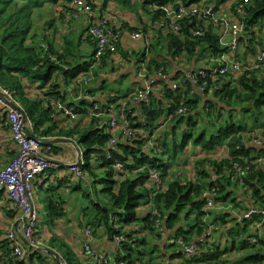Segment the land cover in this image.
Segmentation results:
<instances>
[{
    "label": "trees",
    "instance_id": "obj_1",
    "mask_svg": "<svg viewBox=\"0 0 264 264\" xmlns=\"http://www.w3.org/2000/svg\"><path fill=\"white\" fill-rule=\"evenodd\" d=\"M91 1L95 8L94 0ZM143 1L152 7L150 13L157 19L164 15L160 10L162 6L178 0ZM180 1L182 4L205 1L220 8L231 0ZM72 2L73 0H0V84L14 93L27 117L34 123L39 137L71 138L83 147L84 177L78 178V184L74 188L79 191L82 199H87V216L91 215L87 226L92 231L103 226L109 241L115 245L114 251H111L114 254V264H160L154 261L155 256L149 257L155 253V249L148 253L141 248L150 245L145 236L147 233L160 238L166 233V237L172 242L163 244V249L166 256L170 249L169 255L178 260L176 264H264V151L262 146L251 141L252 137H264V69L228 73L215 81L209 76L201 81H206L208 85L204 95L197 90V86L189 84L185 91L173 90L167 86L153 92L148 105L132 106L134 111L127 118L129 122L134 118L138 122L143 117L145 123H130L133 128L142 127L147 136L137 133L132 139L120 141L117 149L112 151V160L117 158L123 162V170L117 172L113 167L114 161L106 157L107 142L114 132H107L108 124L101 121L105 117L89 119L91 126L87 127L78 123L60 125L47 104L49 97L63 98L66 94L63 83L75 81L80 74L88 72L92 64V61H86L63 66L62 56L53 52L50 43L42 42L37 47L39 35L31 34L38 8L50 5L55 10L61 5L58 6V15L63 20L66 19L62 15L64 11L70 15L76 9L71 6ZM246 9L248 14L245 16V25L248 32L240 38L242 46L246 47L241 58L244 61L248 54L254 52V56L259 47L264 48V0H255ZM55 19H51L50 23L55 24ZM203 24V20L187 19L182 24L181 32L169 31L163 36L167 40L163 46L168 49L166 54L152 55L149 59L146 58L147 50L138 60L148 61L149 72L157 74L164 69L167 74L169 66L175 60L181 62L188 57L192 62H188L190 67L186 66L187 69L198 70L201 56H219L228 50L220 44V31L216 28L208 27L202 36L193 34L191 29L202 27ZM89 41L94 45V51L95 42L91 38ZM149 47L152 45L149 44ZM94 55L95 51L92 58ZM239 55L238 52V60ZM107 60L108 58H104L102 63L106 65ZM208 64L209 61L205 67ZM42 67H46L45 76L39 74ZM30 73H34L27 77L30 82L38 83L37 80L41 79L39 88L51 82L47 85L46 92L40 94L43 99H32L26 94L21 78ZM181 73L178 71L177 75ZM54 74H60L61 83L53 82ZM129 95H107V99L99 102L103 106H109ZM69 105L75 107L79 117L87 119L85 115L88 103L85 99ZM181 108H185L186 113L176 115ZM137 109H140V113L135 116ZM166 122H169L168 128L161 133L166 138L157 137V143L149 146L150 136L155 135L157 131H154ZM224 146L228 150L226 154H222ZM171 147L173 152L170 151ZM53 148L55 150V145ZM192 149H196L198 156L193 159L194 174L187 180L178 165L182 156L185 164L189 162ZM11 152L14 153V158L17 150ZM165 157L170 160L169 164L164 163ZM171 161L179 163L176 165ZM236 165L243 170L241 181L234 176ZM154 167L158 168L165 182L162 189L155 188L150 178V169ZM46 175L49 180V174ZM56 181L51 182L49 187H46L47 182H41L40 185L33 183L31 200L38 219L40 213L34 200V188L38 186L47 191V217L55 221L65 213L61 207L65 205V199L57 192L59 187L65 185L61 183L64 178L61 181L56 178ZM90 189L95 192V198ZM207 191L215 194L213 208L207 207L209 196L204 195ZM243 192L247 197L244 203L241 199ZM230 203H235L239 208L225 209ZM251 208L256 212L248 217L244 216V212ZM212 223L214 227L216 225L218 236L212 230ZM134 224H141V237H135L136 230L134 234L126 231V227ZM160 228L163 233L159 232ZM119 236L125 240L117 243ZM179 240L185 245L195 244L196 252L187 257ZM50 245L65 248L64 256L71 264H77L76 255L66 247L65 241L59 242L57 237H53ZM11 247L8 238L0 242V250L5 249L0 257V264H46V254L39 249L32 248L26 256L18 257L11 255Z\"/></svg>",
    "mask_w": 264,
    "mask_h": 264
},
{
    "label": "built area",
    "instance_id": "obj_2",
    "mask_svg": "<svg viewBox=\"0 0 264 264\" xmlns=\"http://www.w3.org/2000/svg\"><path fill=\"white\" fill-rule=\"evenodd\" d=\"M181 2L178 0L174 3L165 4V6L160 8L164 15L157 20L158 25L163 30L167 29L168 31L177 33L181 32L182 24L187 19L203 20L204 24L202 27L191 29L193 34L202 36L208 27L216 28V30L220 31V44L227 47L228 50L219 56L208 54L207 62L209 61V64L206 67H198V70L193 71L186 68L180 75L176 74L174 77H170L168 73L166 74L164 69L159 71L158 74H149L147 68L148 61L140 62L138 60L140 62L138 76L142 80V85L137 90L132 91L127 98L118 99L109 106H103L99 100L95 99L87 87L94 78L95 68L104 65L102 63L103 59L108 58L107 61H109L114 58L113 55L118 53V46L122 36L121 32L115 24H112L109 15L100 16L93 13L94 6L91 0H73L71 4V6L76 8L74 12L70 13L72 18L85 17L87 20H90L85 33L87 39L91 38L95 42V55L90 60L92 64L88 72L80 74L73 82L68 84L63 83L65 84V96L63 98L49 97L47 104L52 109V116H56L59 113L67 117L68 120L76 121L79 118V114L75 112V107L69 104L79 99H85L88 103L85 118L89 120L94 119V117L99 119L105 117L106 120L101 121L108 124L107 132H114L113 137L107 142L106 157L114 161L113 167L117 172L123 170V162L117 158L112 160L114 157L112 151L117 149L120 141L132 139V137L137 136V133L147 136L142 127L133 128L131 126L132 122H129L127 115L131 111L133 113L134 109L132 106L148 105L151 94L155 92L157 87L163 89L169 86L173 90L185 91L187 84H189L197 86V90L204 95L208 85L206 81L203 83L201 81L209 76L215 81L228 73L264 69V48L259 47L258 53L249 57L248 62L239 61L236 57L242 48L240 38L248 32L245 25V16L248 14L246 6L255 2V0H231L224 3L220 8L205 1L190 4H182ZM67 23H69V20ZM132 32L133 39H146V31L142 28ZM149 56L150 54L146 55V58ZM182 113H186L185 108L179 109L176 115ZM2 114L6 115L7 125L12 132L13 141L16 144L18 152L4 168L0 169V189H5L9 198L26 215L27 220L24 223L23 237L26 238L28 246L38 247L42 244L34 234L38 218L31 200L32 186L38 176L46 175L53 167L54 163L45 157L43 152H53L54 145L50 141L44 142V140H50V138L38 136L34 123L27 117L25 109L17 100L14 93L8 87L0 84V121ZM137 115L135 114V116ZM171 117L172 114L170 115ZM142 118H139L138 122L145 123ZM151 138L152 136L148 140L149 146L156 144ZM251 141L260 147L264 146V137L262 136L252 137ZM74 145L78 146L77 144ZM164 163H167V161H164ZM83 164H85L84 151L79 150L77 163L70 166L72 175L77 179L84 177L82 171ZM242 174L243 170L236 165L235 179L241 181ZM150 175L155 188H164L165 182L161 178L157 167L150 169ZM204 195L209 196L207 207L213 208L215 206V194L207 191ZM254 212L256 210L251 208L249 211L244 212V216L248 217ZM159 230L162 231L161 228ZM91 232V229H87L88 235H91ZM18 233L17 227H12L6 237H8L15 255L24 257L26 250L21 243ZM124 240L125 238L122 236L117 237V243ZM179 242L183 244L182 251H184L187 257L196 252L197 247L195 244L185 245L181 240ZM83 253L87 264H114V256L105 250L96 249L91 239L84 242ZM60 264L71 263L67 257L61 255ZM120 264L127 263L121 262Z\"/></svg>",
    "mask_w": 264,
    "mask_h": 264
},
{
    "label": "crops",
    "instance_id": "obj_3",
    "mask_svg": "<svg viewBox=\"0 0 264 264\" xmlns=\"http://www.w3.org/2000/svg\"><path fill=\"white\" fill-rule=\"evenodd\" d=\"M144 2L145 1L143 0H94V4L96 7L94 8L93 13L100 16L109 15V17H111V19L114 21L116 27H118L120 32H122L121 41L119 43L120 51L113 55L114 58L109 60L106 65L98 66L97 68H95L98 73H95L93 80L87 87L90 91H93L92 95L97 100L104 101L105 99H107V95H122V93L117 92L116 90H112V92L106 91V88H104V86L106 85V80L108 78H112L113 76L108 73H104L105 71L117 69L120 63H124L126 61V58L124 56L145 55L144 51L147 52L148 50L147 55L150 54V57L152 55V57H154L158 54V49H161L160 46H162V43L166 41L163 36H166L169 31L167 29L163 30L158 25L157 20L160 17L155 19L153 17V14L150 13L152 11V7H150L149 4L146 5ZM45 6V8L48 10L43 11L48 12L50 20L55 19V17L57 18L55 19V24H51L50 21L48 22L45 19L43 21V25L46 23L49 24L43 31L44 34L49 36L48 42L50 43L51 48L54 49L53 52H56L57 56L58 53L62 56V65L67 67L69 65H74L75 63L86 62V60L80 61L81 58L91 59L94 52V45H92L89 39L86 40L87 35L84 32L85 29L89 26L90 20H87L85 17H80V19L72 18L71 15L67 14L69 12L66 11H64L62 14L66 19L62 20L59 18L60 15H58V11H60L58 9V6L61 5H58L55 10H53L54 8L50 7V5ZM68 20L69 23H67ZM138 28H142L144 31H146V39L135 40L132 38V31L137 30ZM157 30L160 31L161 35L158 34ZM149 44H151L152 47L148 48ZM157 45L159 46L158 49L155 48L157 47ZM163 54H166V52H163ZM205 58L207 62L206 54ZM140 62L137 63L134 60L130 62V64L125 65V70L122 72V80L128 81V84L130 86H128L127 93L124 95L130 94L132 91L137 90L142 85V80L138 76V71L140 70ZM190 64L187 65L184 64L183 61L180 62L178 60H175L171 65L169 63V67L171 69H168V73L170 74L169 76L174 77L178 71L182 72L187 68L186 66L190 67ZM155 73L156 72L152 71L149 72V74L153 75H155ZM21 80L24 82V89L26 90V94H28L32 99H39V97L43 99L40 94L44 91L46 92L47 85L51 83L49 82L48 84H45L44 86L42 85V87L39 88V85H41L40 82H30L28 78L23 75ZM54 81H58L61 83L62 79L60 74H54L53 82ZM159 90L160 87H157L155 89V91ZM137 110L138 111L136 114H139L140 109ZM54 118L57 122H60V125H71V120H68V118L63 116L62 114L58 113V115H56ZM77 120L80 121L81 124H89V126H91V121L87 119L79 117ZM76 122L77 121H73V123ZM42 137L50 138V140H44V142L50 141L53 145H55V150L53 148V152H43V155L49 158L54 163V165L48 173L50 178L49 180L46 179L47 175H43L42 177L35 179L34 183L35 185H40L41 182L55 183L56 178L57 180L60 179V181L62 178H64V182L61 181V183H65V185L59 187L57 191L61 194V196H63V199H65V205L61 206L62 208H64V215L60 216V218L55 221H48V223L45 224V228L42 230V233L39 231V228L36 229V236L41 240V244L43 243L42 253L44 252L46 254V264H58L56 255L64 256L63 249H60L55 245H50L53 237H57L59 242L63 240L67 243L66 247L71 250L72 254L76 255L77 264H87L85 256L84 254H82V248L84 242L88 239H91L96 249L99 248L105 250L106 252L112 253L111 251H114L115 245L112 244L111 241H109V237L105 233L103 226L97 228V230L95 231L91 230V235L87 234V229H91L89 226H87L88 218H91V215L87 216V214L89 213V211L86 210L88 205L87 199H82L79 191L74 188L75 185L78 184L79 180L74 175H72L70 166L77 163L79 158V150L84 151L83 147L78 145V143V146L76 147L74 145L76 142L71 138L69 139L66 137L55 136ZM73 141L75 143H73ZM223 148L224 149H222V154H226L228 150L225 148V146ZM261 148H263L264 151V146H262ZM15 149L17 150V147L15 142L13 141L12 132L7 125L6 115L2 114V118L0 121V169L4 168L9 160L13 158L14 153L11 152V150ZM171 171H173V168L171 169ZM43 178H45L46 180H43ZM75 194L78 195V198H75ZM73 197L75 200L73 199ZM80 199H82L84 202L81 206L82 208L78 206L80 209H82V212L79 214V210L74 211L73 209L75 208V204L77 205V203H81ZM75 215L77 217H80H78L77 221L74 220ZM26 220V215L9 198L7 191L5 189H0V229L2 230V233L0 234V242H3L5 239H7V235H5V233L16 225L19 232L18 236L20 237L23 246L26 247V251L28 253L32 249V247L27 246V240L25 239V237H23V228ZM140 233L143 235V232ZM145 236L148 235L146 234ZM47 248L54 251V254L49 253ZM168 251L169 252H167L168 256L165 259V263L176 264L178 260L172 259V256L169 255V253H171L170 249H168ZM1 256L2 251L0 250V257Z\"/></svg>",
    "mask_w": 264,
    "mask_h": 264
},
{
    "label": "rangeland",
    "instance_id": "obj_4",
    "mask_svg": "<svg viewBox=\"0 0 264 264\" xmlns=\"http://www.w3.org/2000/svg\"><path fill=\"white\" fill-rule=\"evenodd\" d=\"M46 6H43V7H41V8H38L37 9V14H36V21H35V27L32 29V32H31V34L32 33H38V35H39V37L37 38V47H39L41 44H42V42H44V43H46V44H48V40H49V36L48 35H46V34H44V29L46 28V26H48V24L49 23H46V24H44L43 25V21L46 19L48 22L50 21V16L48 15V12L47 11H43V10H48V9H46L45 8ZM45 8V9H44ZM41 10V11H40ZM38 11H40V12H38ZM49 11H51V10H49ZM75 19H80V17H78V18H75ZM111 22H112V24H115L114 23V21L111 19ZM138 29H140V28H138ZM38 31V32H37ZM42 31H43V33H42ZM158 31V30H157ZM121 35H122V32L120 33ZM158 34L159 35H161L160 34V31H158ZM86 40H88V39H86ZM92 40V39H91ZM93 41V40H92ZM167 41V40H166ZM166 41L164 42V43H162V46H160L161 47V50L160 49H158V45H157V47H155L156 49H158V54H163V50H167L166 51V53L168 52V49H167V47L165 48V47H163V46H165L166 45ZM255 42V41H254ZM118 50H119V46H118ZM120 51V50H119ZM245 51H246V47H243L242 46V48L240 49V52H239V60H241V61H244L243 59H241L242 58V55H243V52L245 53ZM143 54V53H142ZM254 54V52H252V53H250V54H248V56H247V60L245 61V62H248L249 61V57H252V55ZM140 55H130V56H128V57H126V61L124 62V63H120L119 64V66H118V68L117 69H112V70H108V71H105L104 73H108V74H110L111 76H113L112 78H108L107 80H106V85L104 86V88H106V91H108V92H112V90H116L117 92H120V93H122V95H124V94H126L127 93V89H128V86H130L129 84H128V81H123L122 79H123V77H122V75H123V71L125 70V65L126 64H130V62H132V61H136L137 63H138V58L140 59V57L142 56H140ZM84 60H86V61H90L91 59L90 58H81V60L80 61H84ZM187 61V62H186ZM199 61L200 62H198V67H201V68H203V67H205V65L207 64V62H206V58H205V56L203 55V56H201L200 57V59H199ZM184 62V64H189L188 62H191V59H189L188 57H186V59H185V61H183ZM169 70H171L170 69V67L168 68ZM250 71H252V70H250ZM260 74H263L262 72H259ZM39 74L41 75V76H45L46 74H47V71H46V67H42L40 70H39ZM30 75H34V73H30V74H26L25 76L26 77H29ZM122 80V81H121ZM41 81V79H38L37 80V82H40ZM91 83V82H90ZM132 87V86H131ZM193 114H194V112H193ZM135 119L136 118H134V119H132L130 122H132V123H135V124H137V125H139V122H137V121H135ZM106 120V118H104V120L103 121H105ZM76 123H78L80 126H81V122L80 121H77ZM70 124L71 125H74L73 124V121H71L70 122ZM168 124H169V122H166V124L165 125H163L161 128H159V129H157V130H155L154 132H156V134L155 135H153L152 136V141H154L155 143H157V141H156V139H157V137H160V138H166L164 135H162L161 133H164L165 131H163L164 129H167L168 128ZM84 125H86V124H84ZM87 126H89V124H87L86 125V127ZM83 127V126H82ZM84 130V129H83ZM147 132H149L150 134H152V132L151 131H149V130H147ZM153 132V133H154ZM162 136V137H161ZM168 138H170V137H168ZM167 138V139H168ZM171 152H173V149H172V147H171V150H170ZM184 154V153H183ZM191 154H192V156L190 157V158H188V163L187 164H185V159H184V157L182 156V158H180V164L178 165V163H179V161H171V163H177L176 165H178L180 168H181V172H182V175H183V177H185L187 180H188V177L190 178V176H192L193 174H194V170L192 169V166H193V164H194V161H193V159H194V157H197L198 155V153L196 152V149H192L191 150ZM165 160L167 161V163L169 164V162H170V160L167 158V157H165ZM190 175V176H189ZM49 185H50V183H47V185H46V187H49ZM90 191V193H91V195H92V197L93 198H95V192L94 191H92L91 189L89 190ZM46 193H47V191L46 190H44V189H40V187L38 186V187H36V188H34V200L37 202V206H38V211H39V213H40V216H39V219H38V221H37V224H36V228H39V231L42 233V230L45 228V224L46 223H48V221H52V220H50L48 217H47V215H48V206H47V202H46ZM243 196H242V200H243V202L242 203H244V201H245V199L247 198L246 197V194H245V192H243ZM76 195V194H75ZM78 195H76L75 196V198H78L77 197ZM239 197V196H238ZM73 199H74V197H73ZM75 200V199H74ZM81 201V203H77V205L75 204L74 206H75V208L73 209L74 211H80L79 212V214L82 212V209H80L79 207H81L82 205H83V200L82 199H80ZM235 205V207L233 208L232 206H234ZM73 206V207H74ZM79 206V207H78ZM82 208V207H81ZM228 208H230V210H234V209H236V208H239V207H236V204L234 203V204H232V203H230V204H228V205H226V207H225V209H228ZM224 209V210H225ZM235 212H237V210H235ZM78 214V215H79ZM80 216V215H79ZM78 216V217H79ZM75 218H74V220H76L77 221V219H78V217L75 215L74 216ZM80 218V217H79ZM78 225V224H77ZM13 227H16V225L15 226H13ZM36 228L34 229L35 230V233H36ZM135 230H136V232H135ZM212 230H213V232L215 233V235L216 236H218V234H219V232H217V230H216V225H215V227H214V223H212ZM9 231V230H8ZM8 231L5 233V235H7V233H8ZM126 231H132L133 232V234H134V232H135V237H141L142 236V234L140 233L141 232V224L140 225H138V224H134V225H132V226H128V227H126ZM160 233H163L161 230L159 231ZM36 235V234H35ZM147 235L148 236H146V237H148V243L150 244L149 246H142L141 248L142 249H144V250H146V252H148V253H150L149 251H151V250H153V249H155V253H153V254H150L149 255V257H151V256H155L154 257V261L156 262H159L160 264H166L165 263V259H166V252H164L165 250L163 249V244H168V242H170V240H169V237H166V233H163V235H162V238H160V237H155L154 235H152V234H148L147 233ZM171 243V242H170ZM23 247H25V246H23ZM43 247V246H42ZM12 248V247H11ZM62 249H63V252L65 251V248H63L62 247ZM3 253L5 252V249L4 250H1ZM167 252H169V251H167ZM84 254V253H83ZM11 255L13 256H18V255H15V253H14V251H13V249H11ZM112 255H114L113 253H112ZM18 257H21V256H18Z\"/></svg>",
    "mask_w": 264,
    "mask_h": 264
},
{
    "label": "clouds",
    "instance_id": "obj_5",
    "mask_svg": "<svg viewBox=\"0 0 264 264\" xmlns=\"http://www.w3.org/2000/svg\"><path fill=\"white\" fill-rule=\"evenodd\" d=\"M73 143H74V141H73ZM75 144H77V143H75ZM52 162V161H51ZM8 234V233H7ZM35 234V233H34ZM36 236V235H35ZM37 237V236H36ZM8 238V237H7ZM38 238V237H37ZM26 239V238H25ZM40 240V239H39ZM9 241V240H8ZM41 241V240H40ZM10 242V241H9ZM27 246H28V243H27ZM42 246H43V243H42V245H40V246H38V247H32V248H34V249H39V250H41V248H42ZM25 248V250H26V247H24ZM26 254H27V251H26V253H25V255L24 256H26Z\"/></svg>",
    "mask_w": 264,
    "mask_h": 264
},
{
    "label": "water",
    "instance_id": "obj_6",
    "mask_svg": "<svg viewBox=\"0 0 264 264\" xmlns=\"http://www.w3.org/2000/svg\"><path fill=\"white\" fill-rule=\"evenodd\" d=\"M25 118H26V116H25ZM42 248H43V247H42ZM42 248H41V251H42ZM47 249H48L49 253L54 254V251H52V250L49 249V248H47ZM56 256H57L58 264H60V256H59V255H56Z\"/></svg>",
    "mask_w": 264,
    "mask_h": 264
}]
</instances>
